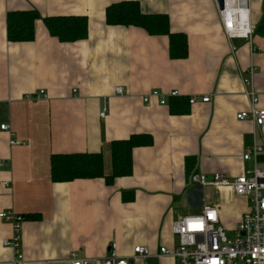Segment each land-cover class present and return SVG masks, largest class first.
Masks as SVG:
<instances>
[{
  "label": "crops",
  "instance_id": "0c3cea01",
  "mask_svg": "<svg viewBox=\"0 0 264 264\" xmlns=\"http://www.w3.org/2000/svg\"><path fill=\"white\" fill-rule=\"evenodd\" d=\"M114 1L121 0H0V124L10 127H0V213L23 215L22 264H58L70 252L99 259L111 243L118 256L130 255L136 244L151 252L172 248L178 217L213 205L233 230L247 209L246 198L226 188L191 182L185 158H195L192 172L235 177L251 164L242 160L245 148L253 142L264 148V124L235 117L250 108L242 82L250 65L256 107L264 108V0H251L254 51L243 39L227 38L213 0H137L141 11L167 14L170 30L186 34L187 56L173 59L166 35L108 25L105 9ZM24 9L39 15L34 39L9 41L7 12ZM54 15L85 16L86 37H52L42 18ZM117 85L121 94L114 93ZM152 89L206 94L209 101L173 114L155 98L143 103ZM131 134L152 137L132 149L131 174L110 183L51 179V156L58 153L100 152L109 173L110 141ZM258 163L264 170V152ZM12 231L0 218V264H13L12 248L2 245ZM146 262L174 259L152 254Z\"/></svg>",
  "mask_w": 264,
  "mask_h": 264
},
{
  "label": "built area",
  "instance_id": "2783aa9c",
  "mask_svg": "<svg viewBox=\"0 0 264 264\" xmlns=\"http://www.w3.org/2000/svg\"><path fill=\"white\" fill-rule=\"evenodd\" d=\"M216 4L218 17L220 18L223 32L228 39L240 38L248 42L250 51H254L252 37L255 25L252 22L251 0H222V8ZM254 67L250 65L247 69L248 76L243 78L245 94L249 98L250 108L236 113L238 120H251L257 128L264 124V108L256 107L257 98L252 89V77ZM122 87H114V93L121 94ZM43 95V90L39 92ZM176 90L164 94L156 89L148 91L143 97V103L151 98L158 100L159 104H165L168 97L178 96ZM209 101V95H192L188 103ZM103 109L100 117L104 116ZM4 130L10 127L0 124ZM9 142L14 145H23V142L11 138ZM264 148L253 142L250 147L245 148L242 160L251 163L242 173L235 177H228L223 173H192L189 180L200 186L212 185L216 188H226L234 196L244 197L247 200V209L237 220L233 228V234H228L224 225L220 223L218 209L213 205L202 206L200 213L183 215L171 223L172 233L177 239L174 247H159L151 252L147 246L136 244L130 255L118 256L116 245H109L105 257L84 258L78 257L70 252L67 259L58 264H148L146 259L152 254L161 257L169 255L174 259V264H264V170L259 167V157L263 154ZM1 163V162H0ZM211 177V178H209ZM0 218L11 223L12 234L2 241V245L10 246L13 250V264H22L24 261L21 252V225L23 215L15 214L12 211H1Z\"/></svg>",
  "mask_w": 264,
  "mask_h": 264
},
{
  "label": "trees",
  "instance_id": "16d2710c",
  "mask_svg": "<svg viewBox=\"0 0 264 264\" xmlns=\"http://www.w3.org/2000/svg\"><path fill=\"white\" fill-rule=\"evenodd\" d=\"M39 15L35 9L10 10L6 15L7 39L25 42L34 39L35 21ZM43 23L52 37L61 42L81 40L86 37L88 22L85 16H46ZM105 21L108 25L138 26L151 35H166L170 58L187 56V37L185 33L170 30V19L162 12L145 13L137 0L114 1L105 9ZM166 104L173 114L189 109L185 96L168 97ZM152 141L149 134H131L128 138L112 140L109 143L110 172L104 168V156L100 152H73L70 154H52L50 177L54 182L70 181L74 178H104L106 183L118 176L132 172V149L146 146ZM185 173L188 179L195 173V158H185ZM124 197V196H123Z\"/></svg>",
  "mask_w": 264,
  "mask_h": 264
},
{
  "label": "rangeland",
  "instance_id": "374dc122",
  "mask_svg": "<svg viewBox=\"0 0 264 264\" xmlns=\"http://www.w3.org/2000/svg\"><path fill=\"white\" fill-rule=\"evenodd\" d=\"M105 164H106V166H108L109 165V156L108 155H106L105 156ZM215 196H217V194H215ZM190 212V211H189ZM195 212H198V210H193V211H191L190 213H195ZM227 232H228V234H233V230H231V229H229V230H227Z\"/></svg>",
  "mask_w": 264,
  "mask_h": 264
},
{
  "label": "water",
  "instance_id": "95a60500",
  "mask_svg": "<svg viewBox=\"0 0 264 264\" xmlns=\"http://www.w3.org/2000/svg\"><path fill=\"white\" fill-rule=\"evenodd\" d=\"M217 3L219 4V8L221 9L222 8V5H223L222 0H217ZM209 178H211V177H209Z\"/></svg>",
  "mask_w": 264,
  "mask_h": 264
}]
</instances>
